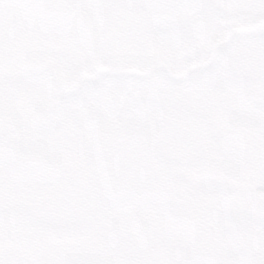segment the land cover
<instances>
[{"label": "flooded vegetation", "instance_id": "flooded-vegetation-1", "mask_svg": "<svg viewBox=\"0 0 264 264\" xmlns=\"http://www.w3.org/2000/svg\"><path fill=\"white\" fill-rule=\"evenodd\" d=\"M16 8L0 57H41L0 77V264H264V0H72L60 28Z\"/></svg>", "mask_w": 264, "mask_h": 264}, {"label": "water", "instance_id": "water-1", "mask_svg": "<svg viewBox=\"0 0 264 264\" xmlns=\"http://www.w3.org/2000/svg\"><path fill=\"white\" fill-rule=\"evenodd\" d=\"M17 5L16 12H28L30 23L49 28H60L70 26L75 23L77 16L71 8L72 0H8ZM0 12V20L3 18ZM92 204L91 197L88 199V205ZM70 209H58L54 211L56 219L62 220L71 215ZM120 217V223L124 235L137 241H149L157 234L161 235V225L152 215L142 212L138 213L134 208L116 209ZM52 264H73L74 256L72 253L62 249L54 250L51 255ZM101 256L95 255L97 260ZM95 264H107L105 261Z\"/></svg>", "mask_w": 264, "mask_h": 264}, {"label": "rangeland", "instance_id": "rangeland-1", "mask_svg": "<svg viewBox=\"0 0 264 264\" xmlns=\"http://www.w3.org/2000/svg\"><path fill=\"white\" fill-rule=\"evenodd\" d=\"M101 56L104 57V54ZM40 57L41 56L38 53L34 58L29 56L27 58H22L17 62L11 61L10 63H7L8 61L5 58L0 57V77H37ZM104 62L106 63V61ZM21 70L22 72L19 73ZM104 77L110 78L105 79L109 85L114 84L117 81V79H112V77H117L112 73H108L107 76L105 75ZM39 116L38 113H32L29 114V119L38 122Z\"/></svg>", "mask_w": 264, "mask_h": 264}]
</instances>
